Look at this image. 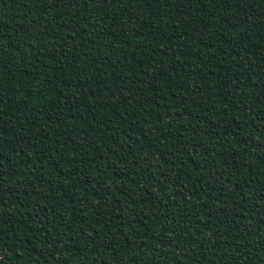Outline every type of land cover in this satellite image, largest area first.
<instances>
[{"label":"trees","instance_id":"1","mask_svg":"<svg viewBox=\"0 0 264 264\" xmlns=\"http://www.w3.org/2000/svg\"><path fill=\"white\" fill-rule=\"evenodd\" d=\"M0 264H264V0H0Z\"/></svg>","mask_w":264,"mask_h":264}]
</instances>
